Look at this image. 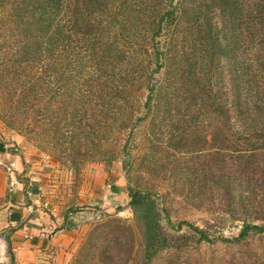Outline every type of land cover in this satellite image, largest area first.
I'll list each match as a JSON object with an SVG mask.
<instances>
[{"label": "rangeland", "instance_id": "obj_1", "mask_svg": "<svg viewBox=\"0 0 264 264\" xmlns=\"http://www.w3.org/2000/svg\"><path fill=\"white\" fill-rule=\"evenodd\" d=\"M117 1L125 7L129 3ZM222 1L231 2L233 10L239 9L233 27L221 0L177 3L193 6L191 14L198 24L195 31L189 30L187 24L182 30L170 31L172 35L181 31L180 40L183 36L189 38L186 43L179 42L178 48L186 57L182 58L180 53L176 61L179 73L170 92L176 102H166L167 97L160 92L155 95L160 103L154 105L152 98L155 108L150 110L151 95L146 86L138 94L133 87L136 66L127 60L125 72L120 74L116 65L106 59L100 73L86 78L91 82L87 81L88 87L83 90V103L73 108L67 106L62 115V102L68 103L65 95L70 91L61 90L65 82L59 84V70L63 69L62 75L68 74L67 62H57L55 54L45 63V68H53L52 72L41 70L29 82L22 78L15 52H19L16 43L24 39L15 27H3L11 21L12 11L16 12L14 20L22 14L17 10L22 0H0L1 133L7 139L19 138L21 154L33 164L40 192L51 208L77 222L75 228L63 233L54 230L56 236L52 240L10 246L4 256L0 255V264L258 263L252 251L264 250V235L234 246L228 242L238 238L244 223L264 224V177L258 172L261 168L264 174V151L238 160L228 151L216 153L211 112L194 107L192 102L193 108L187 109L185 95V79L188 80L189 72L194 73L193 63L197 61L199 78L206 75L199 73L198 63L202 59L207 61L208 39L217 35L231 44L235 37L241 41L246 27L242 19L248 8L258 4V0ZM5 11L10 12L8 18L3 15ZM116 27L123 29L120 18ZM141 30L136 20L125 26L122 34L127 39L122 44L133 47L143 36ZM193 33L194 38L190 37ZM226 42L220 53L227 51ZM188 57L191 61L185 62ZM229 58L221 56L223 75ZM134 61L141 65L139 59ZM144 66L150 71L155 68L150 63ZM166 79L165 70L155 77L160 84H165ZM27 84L38 94L35 102L30 103L35 113L29 116L22 111L16 113L25 108L18 99ZM109 164L115 168V179L105 176L111 170ZM110 185L112 191L116 189L114 193L108 188ZM129 188L152 193L164 211L169 247L153 262L139 259L142 239L128 207ZM188 225L206 231L213 242L200 245Z\"/></svg>", "mask_w": 264, "mask_h": 264}, {"label": "trees", "instance_id": "obj_2", "mask_svg": "<svg viewBox=\"0 0 264 264\" xmlns=\"http://www.w3.org/2000/svg\"><path fill=\"white\" fill-rule=\"evenodd\" d=\"M179 1L129 0L125 7L124 3L119 5L117 0H22V4L17 7L22 14H17L20 15L19 18L14 20L13 15L16 12L12 11L11 21L8 20L3 27H15L18 36L24 39L20 45L16 43L19 52H15V58L19 60L15 63L18 70L21 69V77L28 82L41 70L53 71L51 66L45 68V63L55 54L57 62H67L68 74L62 75L63 69L59 70V84L65 82L61 90L68 88L70 91L65 95L68 103L62 102V115L66 114L67 106L73 108L83 103V90L88 87L87 81L91 82L86 81V78L100 73L106 59L116 65L120 74L125 72L127 60L136 66L133 75L135 93L138 94L146 86L151 95L149 103L152 110L155 107L151 100L155 99L154 105L159 104L160 101L155 95L160 92L163 97H167L166 102L172 103L174 100L170 92L173 91L172 84L176 81L173 79L179 73L176 61L180 53L182 58L186 57L185 52H181L178 47L179 42L188 41V36H183L180 40L181 31L179 35H172L170 31L173 28L182 30L184 24H187L189 30L197 29L198 21L191 14L193 6H178ZM221 4L229 11L227 17L233 27L239 9L233 10L231 2L221 0ZM258 4L248 8L242 19L246 25L243 39L240 41L235 37L232 44L226 42L228 39L217 35L208 39L205 58L207 61L202 59L198 63L199 73L206 75L198 77L196 61L193 63L194 73L189 72L188 80L184 78L187 86V109L194 105L211 112L213 129L216 130L212 135L213 142L216 143L213 149L218 154L231 152L234 160L264 151V144H261L264 142V0H258ZM117 10L121 14L116 13ZM3 15L8 18L10 12L5 11ZM119 18L123 29L135 20L142 26L143 36L133 47L122 44L127 38L122 34L123 29L117 30ZM190 37L194 38V33ZM224 42L228 49L220 53ZM223 55L230 57L224 75L220 66ZM138 59L141 65L134 61ZM184 61L191 60L188 57ZM149 63L155 66L154 70L150 71L144 66ZM163 70L167 72V79L165 84H160L155 81V77ZM34 91V87L31 88L28 84L20 91L18 100L22 101L25 108L16 110V113L22 111L25 116L35 113V107L30 105L38 96ZM174 101L176 102V98ZM152 118L156 119L155 116ZM26 129L33 133L31 128ZM258 172L264 177L261 168ZM128 207L132 210L141 232L142 257L139 259L153 262L169 247V235L165 229L164 211L160 207L159 199L152 193L129 188ZM74 226L76 223L68 220L66 216L65 224L59 231H68ZM188 227L199 238L200 245L213 242L206 231L195 226ZM263 235L264 224L246 222L238 238L228 243L234 246L249 238ZM252 253L257 264H264V250H253Z\"/></svg>", "mask_w": 264, "mask_h": 264}, {"label": "crops", "instance_id": "obj_3", "mask_svg": "<svg viewBox=\"0 0 264 264\" xmlns=\"http://www.w3.org/2000/svg\"><path fill=\"white\" fill-rule=\"evenodd\" d=\"M19 142V138L7 139L0 130L1 256L5 255L10 246L16 248L32 240L41 241L40 234L43 232L55 230L60 233V228L65 224L66 215H58L56 208H51L50 202L45 200L44 194L40 192L39 179L35 177V168L21 154ZM109 166L111 170L106 172L105 176L115 179V168H112V164ZM102 175L103 173L97 177ZM96 182L101 185L100 181L96 180ZM108 188L113 190L111 185ZM114 200L111 199V201ZM72 222L77 223L76 220Z\"/></svg>", "mask_w": 264, "mask_h": 264}, {"label": "built area", "instance_id": "obj_4", "mask_svg": "<svg viewBox=\"0 0 264 264\" xmlns=\"http://www.w3.org/2000/svg\"><path fill=\"white\" fill-rule=\"evenodd\" d=\"M55 236L56 233L54 231L43 232L40 234V239L49 241L52 240Z\"/></svg>", "mask_w": 264, "mask_h": 264}]
</instances>
